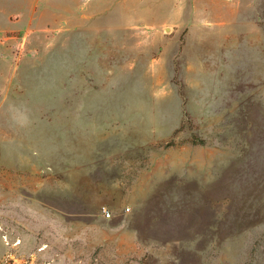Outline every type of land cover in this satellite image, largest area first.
<instances>
[{
    "label": "rangeland",
    "instance_id": "rangeland-1",
    "mask_svg": "<svg viewBox=\"0 0 264 264\" xmlns=\"http://www.w3.org/2000/svg\"><path fill=\"white\" fill-rule=\"evenodd\" d=\"M0 264H264V0H0Z\"/></svg>",
    "mask_w": 264,
    "mask_h": 264
},
{
    "label": "built area",
    "instance_id": "built-area-1",
    "mask_svg": "<svg viewBox=\"0 0 264 264\" xmlns=\"http://www.w3.org/2000/svg\"><path fill=\"white\" fill-rule=\"evenodd\" d=\"M104 209V214L107 218H111L112 214L111 212L107 209V208H103Z\"/></svg>",
    "mask_w": 264,
    "mask_h": 264
}]
</instances>
